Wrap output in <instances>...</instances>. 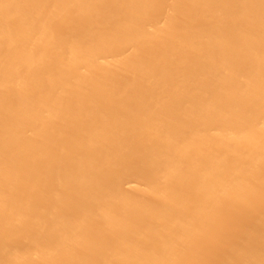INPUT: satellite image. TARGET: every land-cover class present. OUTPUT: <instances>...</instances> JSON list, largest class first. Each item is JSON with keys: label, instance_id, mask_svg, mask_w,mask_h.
I'll return each mask as SVG.
<instances>
[{"label": "bare ground", "instance_id": "1", "mask_svg": "<svg viewBox=\"0 0 264 264\" xmlns=\"http://www.w3.org/2000/svg\"><path fill=\"white\" fill-rule=\"evenodd\" d=\"M0 264H264V0H0Z\"/></svg>", "mask_w": 264, "mask_h": 264}]
</instances>
